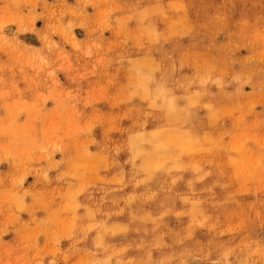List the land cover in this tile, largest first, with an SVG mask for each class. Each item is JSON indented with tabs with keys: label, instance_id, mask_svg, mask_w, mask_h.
<instances>
[{
	"label": "rangeland",
	"instance_id": "obj_1",
	"mask_svg": "<svg viewBox=\"0 0 264 264\" xmlns=\"http://www.w3.org/2000/svg\"><path fill=\"white\" fill-rule=\"evenodd\" d=\"M0 264H264V0H0Z\"/></svg>",
	"mask_w": 264,
	"mask_h": 264
}]
</instances>
